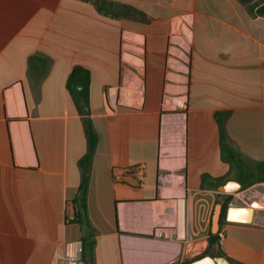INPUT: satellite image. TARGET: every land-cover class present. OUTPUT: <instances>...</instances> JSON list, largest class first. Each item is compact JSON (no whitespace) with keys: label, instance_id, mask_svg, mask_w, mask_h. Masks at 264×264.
<instances>
[{"label":"crops","instance_id":"obj_1","mask_svg":"<svg viewBox=\"0 0 264 264\" xmlns=\"http://www.w3.org/2000/svg\"><path fill=\"white\" fill-rule=\"evenodd\" d=\"M100 1L146 21L101 13ZM75 68L89 73L87 105L67 91ZM171 96L185 103L172 146ZM87 126L96 145L84 160ZM260 161L264 18L236 0H0V264H55L66 243L85 264H264V209L211 239L199 204L218 194L203 176L241 182ZM138 164L143 185L114 179ZM85 176L84 209L67 223Z\"/></svg>","mask_w":264,"mask_h":264},{"label":"trees","instance_id":"obj_2","mask_svg":"<svg viewBox=\"0 0 264 264\" xmlns=\"http://www.w3.org/2000/svg\"><path fill=\"white\" fill-rule=\"evenodd\" d=\"M238 3L243 5L247 10L248 14L253 17H263L264 18V0H236ZM97 9L99 12L111 15L115 18H132L146 21V18L138 11L131 9L130 7L120 5L113 6L110 3L100 1L97 4ZM88 85H89V73L82 68H75L71 72L67 80V91L75 103H80L87 105L88 102ZM77 87H81V90H77ZM217 124L219 127V141L221 146L222 155L227 156L228 159L236 157V155L231 151L226 143V135L224 129V119L220 116H216ZM87 143H88V154L84 157V160H88L94 150L96 145V136L92 132L91 128L87 126ZM210 181V184L206 185V181ZM227 178H209L206 176L202 177L201 189L216 190L219 185L226 183ZM240 183L244 188H247L253 184L264 182V161L255 162L251 165L249 173L246 175L245 179L241 178ZM87 180L86 176L83 177L82 183L79 189V199L75 203L78 204L79 210L84 209V199L86 193ZM217 196L224 200V203H228L230 200L229 195L217 194ZM224 203H222V214L220 217L219 224L225 222V209ZM79 213V212H78ZM211 239L217 238V234H210Z\"/></svg>","mask_w":264,"mask_h":264},{"label":"rangeland","instance_id":"obj_3","mask_svg":"<svg viewBox=\"0 0 264 264\" xmlns=\"http://www.w3.org/2000/svg\"><path fill=\"white\" fill-rule=\"evenodd\" d=\"M175 29L177 30L175 32L186 33L185 29L181 25H177L175 27ZM179 104L182 106H179ZM184 109H185V103L182 101V99H177L176 97H172V96L165 99V104H164L163 110H164V114L168 116L167 120L171 124H169V126L164 125V130H165V128L172 130V131H169L167 133V134H169L167 136V139L170 142L169 145H171V146L175 145V144L177 145L178 142L180 143L183 141L184 129H183V132L181 131V133L176 132V126H177L176 120L182 119L184 122V117H183ZM183 122L181 123V126L184 128ZM174 125H175V127H174ZM178 137H179V139H178ZM171 146H170V148H171ZM250 187H247L244 189L242 187V189L238 193H236L235 195H230V200L226 204L224 203V200L219 198L218 196H216L217 198H215L213 203L211 202L210 198H203V200L199 203L201 205L200 209H201V211H204L205 209L203 208V206L205 207L208 204L209 205L208 213L209 212L212 213L213 208H214L213 206L215 204L224 203L225 207H227V206L248 207L253 202H257L261 205L260 208L258 207L255 210L264 209V186L258 185L255 189H253V191H251L252 193L256 192L257 190H259L261 192V196H256V197L249 195L247 189ZM222 224H223V222L221 223V225Z\"/></svg>","mask_w":264,"mask_h":264},{"label":"built area","instance_id":"obj_4","mask_svg":"<svg viewBox=\"0 0 264 264\" xmlns=\"http://www.w3.org/2000/svg\"><path fill=\"white\" fill-rule=\"evenodd\" d=\"M111 101L115 103L118 100V97L115 93L111 92ZM121 100L122 96L119 95ZM146 166L144 164H138L132 168L115 171L113 174L114 179L122 178L123 176H127L132 178L137 182L138 185H143L144 176H145ZM182 203V200L177 201V205L179 206ZM79 212V206L77 203L72 201H67L64 204V219L67 223L74 222L77 218ZM64 253L57 259L55 264H85L82 260V246L79 243H66L65 244Z\"/></svg>","mask_w":264,"mask_h":264},{"label":"water","instance_id":"obj_5","mask_svg":"<svg viewBox=\"0 0 264 264\" xmlns=\"http://www.w3.org/2000/svg\"><path fill=\"white\" fill-rule=\"evenodd\" d=\"M242 189V185L239 181L229 180L226 183L219 185L216 188L218 194L223 195H235ZM260 208L261 205L257 202H253L248 207L227 206L225 209V221L229 223H250L253 217L254 210ZM241 210L246 211L242 213ZM222 204H215L211 218H210V232L215 234L219 229V221L222 214Z\"/></svg>","mask_w":264,"mask_h":264},{"label":"bare ground","instance_id":"obj_6","mask_svg":"<svg viewBox=\"0 0 264 264\" xmlns=\"http://www.w3.org/2000/svg\"><path fill=\"white\" fill-rule=\"evenodd\" d=\"M179 106H182V105H180L179 104ZM177 122V126H176V132H178V133H181V131L183 132V127L181 126V123L183 122V120L182 119H178V120H176ZM169 124H171L169 121L167 122V125L169 126ZM174 127H175V125H174ZM169 128V127H168ZM174 130V129H173ZM165 131L166 132H169V131H172V130H169V129H167V128H165ZM177 136V135H176ZM176 138V137H175ZM182 138V137H181ZM178 139H179V137H178ZM174 142V141H173ZM176 145V144H175ZM180 146V145H179ZM177 147V146H176ZM177 150V149H176ZM175 150V151H176ZM178 154V153H177ZM180 155V154H179ZM181 158V157H180ZM238 207V206H237ZM178 211H179V216L178 217H180V219H181V215H182V205L180 204L179 205V207H178ZM242 211V213H246V211H244V210H241ZM180 219L178 220V221H180Z\"/></svg>","mask_w":264,"mask_h":264},{"label":"flooded vegetation","instance_id":"obj_7","mask_svg":"<svg viewBox=\"0 0 264 264\" xmlns=\"http://www.w3.org/2000/svg\"><path fill=\"white\" fill-rule=\"evenodd\" d=\"M223 206V205H222Z\"/></svg>","mask_w":264,"mask_h":264}]
</instances>
